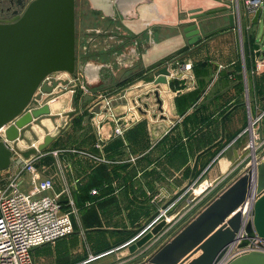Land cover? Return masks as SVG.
<instances>
[{
  "label": "crops",
  "instance_id": "1",
  "mask_svg": "<svg viewBox=\"0 0 264 264\" xmlns=\"http://www.w3.org/2000/svg\"><path fill=\"white\" fill-rule=\"evenodd\" d=\"M222 1L82 0L79 38L93 91L78 71L74 86L60 84L30 105L49 103L52 113L61 115L33 125L34 132L47 121L61 127L63 114L75 110L51 146L34 156L39 177L54 182L51 193L74 207L76 230L44 250L34 248L35 264L45 259L74 264L82 249L89 256L129 253L162 209L185 216L198 202L190 198L195 187L208 184L211 190L230 171L233 159L248 150L252 123L263 133L264 58L252 48L263 34L251 25L244 30L243 21L252 16L244 12L245 0H225L232 6L233 26H227L229 11L202 19L203 38L193 45L184 33L198 21L190 13H207ZM165 65L167 82L156 84ZM26 135L20 149L43 142ZM14 158L11 175L18 171ZM30 181V173L23 172V190H31Z\"/></svg>",
  "mask_w": 264,
  "mask_h": 264
},
{
  "label": "water",
  "instance_id": "2",
  "mask_svg": "<svg viewBox=\"0 0 264 264\" xmlns=\"http://www.w3.org/2000/svg\"><path fill=\"white\" fill-rule=\"evenodd\" d=\"M253 2L258 3V7L247 13L252 14L251 22L255 24L260 22L261 15L264 21V0ZM214 12L216 10L207 14ZM204 14H195L192 19ZM76 17V0H32L23 14L12 21L0 20V131L5 128L4 139L0 140V169L11 165L15 151L29 158L45 150L56 139L47 132L43 142L36 146L23 150L18 145L20 141L29 140L28 132L34 134L33 125H42L43 119L55 122L61 116L52 113L49 103L30 107L33 100H41L44 94L52 93L60 84L75 85V82L61 79L49 83L45 81L49 75L59 71L75 74L79 69L85 76V87L93 91L88 84L84 62L79 63L77 59ZM229 17L233 26L235 16L230 13ZM184 33L189 45L203 38L201 27L196 23L187 25ZM253 47L257 58L261 54L264 56L258 42H254ZM168 75L169 66L160 67L155 83L167 82ZM155 95L161 104L159 92L155 91ZM67 114L72 117L75 110L63 115ZM258 151L248 149L240 157L236 156L230 171L216 179L211 190L207 187L192 198L198 202L185 216L175 221L161 219L136 239L129 246V261L146 257L137 264H220L236 246L238 252L222 264H264V154L259 159ZM249 158L250 166L216 192ZM211 192L213 197L202 206ZM247 202L249 206L245 211ZM197 209L199 211L195 213ZM191 214L195 215L178 228ZM242 231L243 237L238 241ZM171 233L174 234L155 248L153 241L159 243ZM257 238L261 240L258 246L262 248L255 245Z\"/></svg>",
  "mask_w": 264,
  "mask_h": 264
},
{
  "label": "built area",
  "instance_id": "3",
  "mask_svg": "<svg viewBox=\"0 0 264 264\" xmlns=\"http://www.w3.org/2000/svg\"><path fill=\"white\" fill-rule=\"evenodd\" d=\"M244 4L245 13L254 11L258 7V3L253 0H245ZM51 78L52 76L49 75L45 81L51 83ZM110 102H107L108 108L111 106ZM111 115L114 116L113 113ZM4 131L5 128L0 131V140L4 139ZM115 132L122 134L123 129L117 126ZM252 141L255 143L254 136ZM13 155L18 171L8 177L5 184H0V264H35L32 255L34 248L55 243L75 233L73 219L75 209L70 201L63 203L60 194L51 193L54 188L51 178L39 177L40 170L36 156L31 155L26 158L16 151ZM23 172L31 175L30 191L23 190L21 186ZM248 206L249 202L245 211ZM161 215H165L168 221L173 217V215L168 217L171 215L166 214L164 209L160 212L159 216ZM243 234V231L240 232L238 241L242 239ZM260 242V239H255L256 246ZM258 248L262 247L258 246ZM237 252V247L233 246L220 264Z\"/></svg>",
  "mask_w": 264,
  "mask_h": 264
},
{
  "label": "rangeland",
  "instance_id": "4",
  "mask_svg": "<svg viewBox=\"0 0 264 264\" xmlns=\"http://www.w3.org/2000/svg\"><path fill=\"white\" fill-rule=\"evenodd\" d=\"M32 1V0H29V2ZM79 4H78V20L81 18V11H82V0H78ZM2 5H0V8H1ZM6 5H4V7H6ZM251 25L252 27V31L255 30L257 34H263L264 35V21H260L259 23H252L251 22V18L250 19H246L243 21V27H244V30L247 32L248 30V26ZM80 22L78 21V30L80 31ZM79 35H80V32H79ZM80 38H78V41H77V50H78V61L79 63L81 62H84V59L86 58V56H83V50L81 48V45H80ZM83 56V57H82ZM78 70V69H77ZM78 72V71H77ZM76 72V73H77ZM75 73V74H76ZM75 74H70L69 72H65V71H59V72H55V73H52L51 76V80H69L70 83L72 82L71 80L73 79V76ZM52 83V81H51ZM63 85V84H61ZM70 85V84H68ZM81 86H78L77 87V92L75 93L76 96H77V100L79 101V97H80V94H81ZM34 101V100H33ZM64 116H66L64 118ZM63 118L60 120L61 121V127L57 128L55 127L52 122H49L47 121L46 124H45V127L44 126H39V128H37L35 130V132H33L34 134H30L29 135L31 136V141H35V140H41L43 141V136L49 132L51 135H58L60 134L61 132V128L64 127L65 123H66V120L67 118L69 117L68 114L67 115H64ZM249 131L251 133V139L250 141L252 140V137L254 136V139H255V143H254V146L252 147L251 146V142L249 141L248 144H247V148L249 150H259L258 153H257V157L260 159V157L263 156L264 154V148H261L260 149V144H262L264 142V129H263V133H262V130L260 131V129L258 128V126H256V124H253L250 125L249 127ZM1 138V137H0ZM51 145H49L48 147H50ZM14 156V155H13ZM250 166V158L248 159L247 162H245L243 165H241L237 171H235L232 176H231V179L229 180H226L221 186H219V188L217 189L216 192L218 191H221L232 179H234L235 177H237L240 173L243 172V170H245V168L243 169V167H249ZM14 170H12L10 168V166L6 169H0V184H5L7 182V180L9 179L8 177H10L11 174H13ZM208 191V190H207ZM193 193V191H192ZM208 199V197H207ZM205 199V201H203L202 203V206H204L209 200ZM201 206V208H202ZM199 208V209H201ZM199 209H197L195 211V213H197L199 211ZM175 213H173V217L172 215L171 216H168V217H172L173 221L175 220H178L180 219L179 218V214L178 215H174ZM160 213L158 215H155L154 216V220H152L149 225L147 227L144 228L143 231H141V233L136 236L137 239L139 237H141L142 235H144L146 230H150L152 228L153 225H155L158 221H160L161 219H166V216L165 215H161L159 216ZM195 215V214H194ZM193 215V216H194ZM189 216L191 215H187V217L181 222V224L179 225L178 228H180L182 225H184L188 220H189ZM158 218V219H157ZM76 230V229H75ZM174 233H171L169 235H167L166 237H163L161 239V241L158 243L156 241H153V244H155V248H158L160 245H162V243H164L166 241V239H168L169 237H171V235H173ZM136 241V240H135ZM50 245H53L52 243L51 244H46V245H42V248L43 250L50 247ZM63 245V244H62ZM45 246V247H43ZM70 246H75L74 244H72V240H71V243H70ZM151 246V245H150ZM149 246V247H150ZM153 246V245H152ZM153 246V248H154ZM62 249L66 248V247H61ZM61 251V250H60ZM106 251H101V252H97V253H93L91 254L90 256L87 255V253L85 252L84 249H82L81 251H79V254L73 259L75 262L74 264H137L141 261H144L146 259L143 258V259H140V260H137V261H129L128 259V254L130 253H127V249H124V251H121V250H113V251H110L109 253L106 252ZM123 252V253H121ZM130 255V254H129ZM48 258V257H47ZM37 264V263H36ZM40 264V263H39ZM41 264H61V263H56L53 262L51 263L49 259H45V261H43ZM66 264V263H65ZM72 264V263H70Z\"/></svg>",
  "mask_w": 264,
  "mask_h": 264
},
{
  "label": "flooded vegetation",
  "instance_id": "5",
  "mask_svg": "<svg viewBox=\"0 0 264 264\" xmlns=\"http://www.w3.org/2000/svg\"><path fill=\"white\" fill-rule=\"evenodd\" d=\"M222 2L223 3L220 7L213 9V10H216V12H214L212 14H207L206 12H202V11H193L192 13H190L191 18H193V15L198 14V13H205V14L202 17L195 18L192 20H198L196 22V24H198L202 19H205L208 16H213V15L217 16V15H221V14H226V13H229V11L231 13L232 6L230 5V3L228 1H225V0H223ZM6 4H7V6L4 7V5H6ZM28 4H29V0H0V5H2L0 8V20L1 21H12L17 15L23 14V12L25 11ZM78 4H79V2H78V0H76V8H77V17H76V20H77L76 21L77 36H76V41H78V38L80 36L79 30H78L79 29L78 28V21H79L78 20V15H79L78 14V8H79ZM230 13H229V15H230ZM227 15L228 14H226V16ZM262 20H263V16L261 15L260 21H262ZM234 22H235V20H234ZM230 24H231V22H230V17H229L228 22H227V26ZM259 44H260L261 52H264V35L262 36V40L259 42ZM252 48H253L254 53L256 54V50L254 49L253 45H252ZM260 57L264 58V56L262 54ZM77 59H78V50H77ZM77 71H80V70L78 69ZM125 80H127V79H125Z\"/></svg>",
  "mask_w": 264,
  "mask_h": 264
},
{
  "label": "bare ground",
  "instance_id": "6",
  "mask_svg": "<svg viewBox=\"0 0 264 264\" xmlns=\"http://www.w3.org/2000/svg\"><path fill=\"white\" fill-rule=\"evenodd\" d=\"M252 144L254 145V141H252ZM207 187H208V184H206V187L204 189H206ZM202 188H203V186L202 187H195V189L192 193V196L190 198H193V197L197 196L198 194L202 193V191L204 190V189L202 190Z\"/></svg>",
  "mask_w": 264,
  "mask_h": 264
},
{
  "label": "trees",
  "instance_id": "7",
  "mask_svg": "<svg viewBox=\"0 0 264 264\" xmlns=\"http://www.w3.org/2000/svg\"><path fill=\"white\" fill-rule=\"evenodd\" d=\"M210 194H212V192H211ZM213 195H214V194H212L211 196H209L207 200H210V199L213 197ZM135 234H136V233H135ZM135 234H134V235H135ZM134 235H133V236H134Z\"/></svg>",
  "mask_w": 264,
  "mask_h": 264
}]
</instances>
